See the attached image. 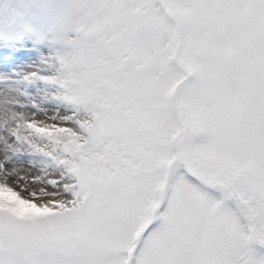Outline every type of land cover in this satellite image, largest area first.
Returning a JSON list of instances; mask_svg holds the SVG:
<instances>
[{"label":"snow or ice","instance_id":"1","mask_svg":"<svg viewBox=\"0 0 264 264\" xmlns=\"http://www.w3.org/2000/svg\"><path fill=\"white\" fill-rule=\"evenodd\" d=\"M0 264H264V0H0Z\"/></svg>","mask_w":264,"mask_h":264}]
</instances>
